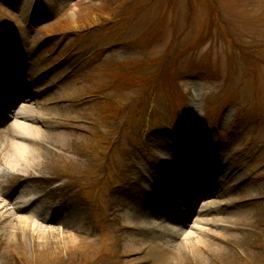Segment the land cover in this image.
<instances>
[{"label": "rangeland", "instance_id": "obj_1", "mask_svg": "<svg viewBox=\"0 0 264 264\" xmlns=\"http://www.w3.org/2000/svg\"><path fill=\"white\" fill-rule=\"evenodd\" d=\"M29 10L34 11L30 21ZM108 21L107 28L103 24ZM70 29L78 33L44 37ZM40 38L46 42L35 44ZM7 43L16 48V57L27 59L18 85L27 96L33 92L37 102H48V113L54 117L47 131L49 147L37 159L33 175L42 170L43 179L49 181L59 168L69 181L38 186L51 192L53 200L45 202L57 208L49 213L58 210L56 219L63 223L43 224L45 235L21 224L0 223V264H111L113 259V264H154L149 255L160 256L162 249L169 252L168 264H264V199L260 200L264 198V0H0V47ZM147 63L157 66L140 70ZM6 68L0 66V79L11 74L10 63ZM130 71L135 76L158 71L154 82L162 92L156 106L161 122H174L179 129L185 119H179L183 113L178 112L170 120L165 97L171 89H176L172 94L178 101L181 93L186 97L184 108L194 125L209 116L206 131L199 126L196 140L189 135L192 143L187 146L197 156L187 155L182 168L188 174L194 170L208 175L209 182L217 179L226 188L210 199L211 218L224 222L202 225L208 235L188 232L194 235L191 240L176 242L163 236L159 246L156 238L166 228L173 234L174 223H163L157 203L144 201L158 193L143 185L140 195L128 198L115 189L129 181L119 170L132 166L126 157L131 147L127 138L120 140L110 166L103 165L101 155L107 150L97 141L113 139L112 134L130 122L111 120L107 104L94 100L95 95L112 97L113 116L134 98L144 103L146 89L131 93L108 89L116 78L121 79L120 87L129 83L124 75ZM144 78L152 81L153 75ZM6 80L8 86L14 82L10 76ZM149 106L144 105L146 110ZM240 112L248 125L231 133ZM214 116L221 118L218 131L212 126ZM9 134V124L1 125L0 161ZM171 148L158 141L150 153L172 160L177 157ZM104 166L112 181L107 189L99 185ZM15 179L5 176L1 189L13 193ZM132 180L139 182L142 176ZM167 180L160 192L178 184L177 179ZM143 219L148 222L143 224ZM50 228L55 230L48 234Z\"/></svg>", "mask_w": 264, "mask_h": 264}, {"label": "bare ground", "instance_id": "obj_2", "mask_svg": "<svg viewBox=\"0 0 264 264\" xmlns=\"http://www.w3.org/2000/svg\"><path fill=\"white\" fill-rule=\"evenodd\" d=\"M6 85L7 83L5 80L0 81V93L2 95L6 93ZM33 87L34 86H31L29 88ZM29 88L28 92L29 90H32ZM33 95L34 93L31 92L27 98H15L16 101L15 103H13L14 105L12 109L10 108L11 113L9 114H11V117H8L5 122L6 125L9 124L10 134L9 139L7 140V145L4 147L6 148L5 152H2L4 153L2 156L4 161H0V167L5 169L4 174H12L20 183L19 187H17V189L12 194H7L0 188V223L6 222L9 224H21V226L25 228L35 230L40 234L44 233L43 235H45L44 230L46 231V229H44L43 224H50L51 222L53 223L55 221L54 218L56 214L49 213L50 206L47 202H45V198H47V196L44 193V189H38L36 187V185H38V183L42 179V176L35 177L32 170L38 167L39 160L37 159L41 158L49 147V142L46 137L48 138L47 131L52 129L54 117H52L51 113H48V102L39 103L35 100H32L31 96L33 97ZM39 104H42V107L38 106ZM11 106L12 105L8 104L7 107ZM2 112V114H6L5 111ZM37 173L42 175L43 171L39 170L37 171ZM3 177L4 175L0 174V178ZM205 178V174L200 173L198 176V179ZM218 188L225 190L221 187ZM191 194L192 196H195V199H191L189 194V196L182 197V200H185L186 203L181 202L178 205L187 208L188 205L190 206L194 204L195 200H200V197L198 196V193L195 192V190L191 191ZM4 197L7 198V201L3 199ZM189 199L191 202L190 204H188L189 202L187 201ZM200 202L204 203L205 200ZM171 207L173 208V206ZM203 210L206 211L207 207H205V209ZM213 210H215V208ZM13 212L20 214V217H17ZM191 212L193 211L189 209L188 211H186L185 216H188ZM197 214L198 213H196V215ZM185 216L182 214L175 215L174 212L168 209L164 211L161 217V221L163 223H176L181 218H185ZM141 217L144 218V215H141ZM143 220L145 221L143 222V224L148 222L147 219ZM194 220L195 216L192 217L188 224L185 223L182 228L184 229L188 227V225ZM223 222L224 221H216L215 218H213L212 220L198 219V221H196L195 229L199 234L208 235V229H206L204 226L210 224L219 225ZM201 224H203L204 226H202ZM54 230L55 228H50L48 234H51V232ZM174 230L175 229H171V232H173V234H170V229L166 228V231L162 232L161 237L156 238L158 245L160 246L159 242H162L164 237H171L175 234L182 236L181 241L186 240L187 238L191 240L192 237H194V235L190 234L183 236L185 233H178V230ZM159 251L161 252L160 256H158L159 254H155V252H153L149 255V257L153 259L154 264H168L169 252L164 251L163 249Z\"/></svg>", "mask_w": 264, "mask_h": 264}, {"label": "trees", "instance_id": "obj_3", "mask_svg": "<svg viewBox=\"0 0 264 264\" xmlns=\"http://www.w3.org/2000/svg\"><path fill=\"white\" fill-rule=\"evenodd\" d=\"M152 99H153V97H150L149 93H147V94H146V97H144L142 100H143V101H146V102H147V101L150 102V101H152Z\"/></svg>", "mask_w": 264, "mask_h": 264}]
</instances>
